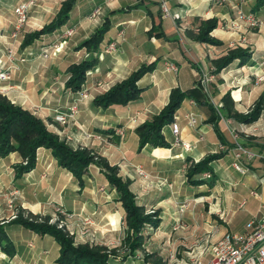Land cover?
<instances>
[{
	"label": "crops",
	"instance_id": "0c3cea01",
	"mask_svg": "<svg viewBox=\"0 0 264 264\" xmlns=\"http://www.w3.org/2000/svg\"><path fill=\"white\" fill-rule=\"evenodd\" d=\"M24 1L0 0V64L6 61L10 48L17 57L26 58L17 64L18 69L10 73L8 81H0V87H9L5 97L41 118L71 148L89 149L110 165H117L119 175L129 179L136 203L146 211L158 210L160 222L155 228L146 230V225L141 230L144 250L123 248L124 210L115 188L102 171L90 164L83 175V185H79L72 173L60 167L51 151L44 147L36 152L35 167L20 177L15 176L14 165L22 162L21 156L17 152L0 156V194L18 191L14 205L34 214L52 215L54 207L61 206L75 215L91 218L90 239L81 242L112 252L105 264H189L192 256H199L224 233L245 234L250 218L264 217V109L251 124L220 115L214 126L207 121L210 114L205 104L184 99L180 106L184 109L182 116H174L180 126V138L193 145L191 150L174 144L170 124L162 130L167 147L146 144L140 148L135 133L137 126L167 104L173 88L193 87L209 60L220 55L229 41L242 36L241 31L231 26L232 20H239L238 10L251 13L264 23V0L223 3L165 0L168 15L161 7L163 0H78L65 24L22 46L24 35L12 40L11 34L15 8ZM62 1L35 0L24 32L55 20ZM106 18L110 25L97 51L77 49ZM209 19L216 21L210 35L221 45L198 42L191 37L198 22ZM69 28L74 32L65 44L47 58L40 55L42 49L57 43ZM244 36L249 40V46L243 47L249 51V57L243 62L235 59L216 75L211 97L214 103L222 104L223 95L231 91L238 111L264 96V77L255 78L264 74V24L248 28ZM111 42H115L116 49L107 51ZM90 56L97 61L86 72L82 87L88 96L81 98L79 92L66 87L67 69ZM149 63H154L155 68L138 80L142 90L139 98L126 105L112 104L105 108L94 104L96 95ZM168 64H174L176 70L167 69ZM72 102L77 107L76 122L68 126L56 123L52 110ZM187 111L197 114V126L187 125L183 118ZM117 130L123 131V135ZM236 142L257 154L243 160L244 173L232 166ZM221 152L223 155L211 163L214 175L211 185L188 182L186 173L192 163ZM138 167L145 176L137 173ZM252 190L258 195H252ZM183 203L186 206L180 211L178 206ZM8 208L7 200L0 197V218L9 216ZM239 211L243 214L239 215ZM8 223L5 229L14 254L9 256L0 250V264H58L55 260L59 245L52 236Z\"/></svg>",
	"mask_w": 264,
	"mask_h": 264
},
{
	"label": "trees",
	"instance_id": "16d2710c",
	"mask_svg": "<svg viewBox=\"0 0 264 264\" xmlns=\"http://www.w3.org/2000/svg\"><path fill=\"white\" fill-rule=\"evenodd\" d=\"M77 1H62L56 19L34 31L25 33L21 45L27 46L41 36L60 28L68 20L69 13ZM109 25L110 22L106 18L100 27L77 46V49L86 48L89 52L97 51ZM215 27L216 21L214 19L203 20L197 32L192 34L191 37L198 42L221 45V41L210 35V32ZM248 57L249 51L246 48L237 47L218 60L217 69L226 67L235 59L243 62ZM96 61V57L90 56L77 64H71L67 69L69 78L66 81V87L72 91H79L85 81L86 72L94 66ZM154 68V63L142 64L127 78L115 83L105 92L96 95L93 98L94 104L105 108L112 104L126 105L128 102L139 98L142 90L137 85V82L144 74L153 71ZM186 98L194 99L199 104L209 105L211 113L207 121L213 122L214 126H216L219 116L207 100L197 79L194 86L189 89L173 88L170 91L167 104L159 113L135 128L140 148L146 144L155 147H167L169 145L164 138L162 130L166 125H171L175 121V112ZM222 103V109L229 112L233 106L229 93L223 95ZM263 108L264 96L262 95L249 113L243 115L234 113L233 117L239 122H254L259 118ZM40 147L49 149L58 165L71 172L79 185H83V175L90 164H96L99 167L109 184L115 188L118 194V201L124 210L126 235L123 243L127 244L132 234L141 233L145 224H150L154 227L159 224L158 212L146 213L144 207L136 203L135 196L129 189L130 181L128 179L124 180L118 175L116 166L110 165L105 159L94 155L86 148H71L63 140H60L56 134L48 130L42 119L21 106L11 103L6 97L0 96V156L3 157L12 152H17L21 156L22 162L14 166L16 177H20L35 167L36 152ZM222 155V152L210 154L198 162L192 163L186 173L188 182L192 185H211L214 180L211 163ZM205 172L211 173L209 179L204 178L203 173ZM9 223L21 225L40 235L48 234L52 236L59 245V255L55 260L58 264H105L110 255L113 254L112 252L107 253L106 249L100 246L75 245L71 237L55 224L48 223L47 219H42L38 222L17 216L15 220ZM5 226L6 224H0V250L12 256L14 254V246L6 234ZM141 243L139 234L127 246L130 250H133Z\"/></svg>",
	"mask_w": 264,
	"mask_h": 264
},
{
	"label": "built area",
	"instance_id": "2783aa9c",
	"mask_svg": "<svg viewBox=\"0 0 264 264\" xmlns=\"http://www.w3.org/2000/svg\"><path fill=\"white\" fill-rule=\"evenodd\" d=\"M227 0H217V2L223 3ZM35 5V0H26L17 4L15 8V24L14 29L11 34L12 40H16L21 33L23 32V28L27 23L28 14L32 7ZM161 7L164 10V13L167 15L168 10L166 7L165 0L162 1ZM96 13V12H95ZM237 16L239 20H232V27L235 29H241L243 24L250 27H259L264 24L259 19H257L251 13H244L238 10ZM243 23V24H242ZM72 29L66 30L60 37L65 36L64 34L67 32L71 33ZM64 41L55 42L46 49H42L40 55L43 57H48L50 53H54L59 46L62 45ZM49 48L52 51H49ZM115 43H110L107 46V50H114ZM26 58L24 56L17 57L13 50L10 48L6 54V61L0 64V81H8L10 78V73L16 69H18V63L24 62ZM167 69L176 70V66L174 64H168ZM260 77L258 79H262ZM211 80V77H206L202 75L200 77L199 82L206 90L208 82ZM9 87H0V91H7ZM87 90L84 88L79 91V95L84 98L87 96ZM54 120L60 124H64L67 122L75 121L77 117V107L76 103L72 102L65 107H57L53 110ZM183 118L186 120L187 125L190 127L197 126L198 116L193 111H187L184 113ZM134 121V118L132 119ZM171 130L174 136V144L177 146H182L185 150H191L193 145L189 142H185L180 138V126L174 121L171 123ZM118 133L123 134L120 130ZM254 157H257V154L248 150L244 145L239 142L235 143L234 153H233V168L240 172L244 173L246 171V167L244 166L243 160H250ZM137 173L139 175L145 176V173L142 168H137ZM209 176L206 172L203 174L205 177ZM251 194L256 196L258 195L257 191L252 190ZM243 205V202L241 203ZM186 204L180 205V211ZM91 222L89 218H85L84 225H88ZM248 231L245 234H237L232 232L224 233L218 240L213 243H210L207 248L200 253L199 256H192L189 264H264V217H252L249 219L247 223ZM89 231V227H82L81 233L84 234L85 231Z\"/></svg>",
	"mask_w": 264,
	"mask_h": 264
},
{
	"label": "rangeland",
	"instance_id": "374dc122",
	"mask_svg": "<svg viewBox=\"0 0 264 264\" xmlns=\"http://www.w3.org/2000/svg\"><path fill=\"white\" fill-rule=\"evenodd\" d=\"M162 3V2H161ZM91 17H94V16H91ZM176 18H179V17H176ZM27 21H28V19H27ZM243 24V23H242ZM200 25H201V21L200 22H198V27H196V32H197V30H198V28L200 27ZM228 26H230V25H228ZM231 26H232V24H231ZM230 26V27H231ZM26 27V25L24 26V28ZM229 27V28H230ZM24 28H23V32L21 33V35L20 36H23L26 32H24ZM248 28H258V27H250V26H247V25H245V24H243V26H242V28L241 29H238L239 31H241L242 32V36L239 38V39H237V40H233V41H229L228 42V44H227V47L225 48V49H223L222 51H221V53H220V55H217L216 57H213L212 59H210L209 60V63L207 64V66L204 68V69H202V71L200 72V77H202V75H204V76H206V77H211V80L208 82V85H207V87H206V90L204 89V88H202L203 89V92L205 93V95H206V98H207V100L210 102V104L213 106V108H214V110H215V113L218 115V116H220V115H224V116H226V117H230V118H232V120H235V121H238L237 119H235L234 117H233V114L234 113H236V114H239V115H243V114H247V113H249V111L253 108V106H254V104L256 103V101L258 100V98L260 97H258L250 106H249V108H247V109H245V110H243V111H238L236 108H235V106H234V104H233V106L231 107V110L229 111V112H227L225 109H222V105H223V103L222 104H220V103H214L215 101L213 100V98H211L213 95H214V91H213V85H214V80H216V75H218V73L220 72V71H222L224 68H227V66L226 67H224V68H222V69H217V63H218V60H220V58H222V57H224V56H226L227 55V53L230 51V50H232V49H235V48H237V47H241V48H243L244 46H249V40H248V38H246L245 36H244V34L246 33V30L248 29ZM69 29H72L71 30V33H65L64 35L65 36H62V37H60L59 39H58V42H60V41H64L63 43H62V45L63 44H65L66 43V40L68 39V38H70L71 36H72V34H73V32H74V29L73 28H69ZM68 30V29H67ZM235 30H237V29H235ZM66 31V30H65ZM64 31V32H65ZM211 33V32H210ZM19 36V37H20ZM18 37V38H19ZM111 43H113V42H111ZM115 43V42H114ZM110 44V43H109ZM108 44V45H109ZM115 49H116V44H115ZM114 49V50H115ZM114 50H107V51H114ZM82 61V60H81ZM200 77L198 78V80L200 79ZM260 77H264V74H261V75H256L255 76V78L256 79H258V78H260ZM258 80H260V79H258ZM200 86H201V84H200ZM202 87V86H201ZM84 89V87H82L81 86V89L79 90V91H81V90H83ZM232 89H235V88H231V90ZM79 91H77V92H79ZM6 93V91H0V96H2V97H5V94ZM88 93V92H87ZM226 93H229V96H230V98H231V100L233 101V97L231 96V91H229V92H226ZM225 93V94H226ZM224 94V95H225ZM87 96H88V94H87ZM86 96V97H87ZM86 97H84V98H86ZM82 98V97H81ZM206 106H207V108H208V112H209V114L211 113L210 112V108H209V105H207V104H205ZM217 105V106H216ZM57 108V107H56ZM37 109V106H34V110H36ZM55 109V108H54ZM53 109V110H54ZM264 109V108H263ZM262 109V110H263ZM53 110H52V118H53V120H54V113H53ZM183 108L182 107H180V108H178V110H177V113L175 114L176 116H182V112H183ZM247 110V112H245ZM30 112V111H29ZM32 113V112H31ZM261 113H262V111H261ZM261 113H260V115H261ZM33 114V113H32ZM34 115V114H33ZM36 116V115H35ZM260 117V116H259ZM41 119V118H40ZM76 119H77V117H76ZM76 119H75V121H73V122H67V123H64V124H60V123H58V122H56V123H58V124H60V125H63V126H68L70 123H74V122H76ZM258 120V119H257ZM256 120V121H257ZM55 121V120H54ZM146 121H148V120H146ZM44 122V121H43ZM255 122V121H254ZM45 123V122H44ZM241 123H244V124H251V123H253V122H250V123H245V122H241ZM46 125V124H45ZM46 127H47V125H46ZM47 129H48V127H47ZM49 130V129H48ZM119 130H117V132H118ZM52 132V131H51ZM123 132V131H122ZM55 134V133H54ZM120 136H122L123 134H120V133H118ZM58 136V135H57ZM96 136V138L97 139H99L100 140V136H97V135H95ZM60 139V138H59ZM61 140V139H60ZM65 143H66V141L65 140H63ZM67 144V143H66ZM89 150V149H88ZM90 151V150H89ZM94 153V152H93ZM94 155H96V156H98V157H101V158H103L102 156H100V155H98V154H96V153H94ZM103 159H105V158H103ZM106 160V159H105ZM107 161V160H106ZM227 162V164H229V162L228 161H226ZM21 163V162H20ZM257 164H259L260 166H262L263 165V163L262 162H259V163H257ZM96 165V164H95ZM15 166V165H14ZM112 166H116L117 167V173H118V175H119V167L117 166V165H112ZM191 166V165H190ZM99 168V167H98ZM14 170H15V167H14ZM206 173V172H205ZM204 174V173H203ZM209 174V176H206L205 175V177L204 178H206V179H209L210 178V175H211V173H208ZM236 174V173H235ZM122 179H124V180H126V179H128V178H124V177H122L121 175H119ZM236 176H239L238 174H236ZM212 177V176H211ZM241 178V177H240ZM129 180V179H128ZM130 185V184H129ZM130 189V188H129ZM132 192V191H131ZM17 195H19V193H18V191H10V192H3V193H1L0 194V197L1 198H5L6 200H7V202H8V209L10 210L9 211V216L8 217H6V218H0V224H6L7 225V222H10V221H12V220H15V218L17 217V216H21L22 218H26V219H33V220H35V221H38V222H40L42 219H47V222L48 223H50V224H55L58 228H60V229H62L69 237H71L72 238V240H73V243L75 244V245H83V241H85V242H87L89 239H90V236H91V234H92V232H91V230H87V231H85V233L84 234H82L81 233V230H82V227L83 226H86L87 228L89 227H91L92 226V220H91V218H89V217H87V216H78V215H75L73 212H69L68 210H66L65 208H63V207H61V206H55L54 207V211H53V214L52 215H49V214H34V213H32V212H30V211H26L25 209H22V208H19V207H17L16 205H14V198L17 196ZM142 206V205H141ZM144 207V206H143ZM178 207H180V204H179V206ZM144 209H145V207H144ZM180 209V208H179ZM158 212V218L160 219V217H159V211L158 210H149V211H146V209H145V212L146 213H153V212ZM243 214V212L242 211H239V215H242ZM85 218H89L90 220H91V222L88 224V225H84V221H85ZM10 224V223H9ZM146 225H147V227H146ZM158 226V225H157ZM156 226V227H157ZM144 227H146V230L148 229V230H150V229H152V228H155L154 226H152V225H150V224H145L144 225ZM150 228V229H149ZM143 229V228H142ZM140 234V236H141V241H142V243H141V245H139L138 247H136V248H134V249H142V250H144L143 249V242H144V237L141 235V233H138L137 235H139ZM40 235V234H39ZM126 235V234H125ZM137 235H133L132 234V236H131V239L128 241V243H130V241H132L134 238H135V236H137ZM83 240V241H82ZM82 241V242H81ZM128 243L126 244V243H123L122 244V247L123 248H126L127 250H129V251H133V250H130L129 248H128ZM143 254H145V253H143ZM150 256H152V254H150ZM150 256H146V258H149ZM154 262L156 263L157 262V260H154Z\"/></svg>",
	"mask_w": 264,
	"mask_h": 264
}]
</instances>
